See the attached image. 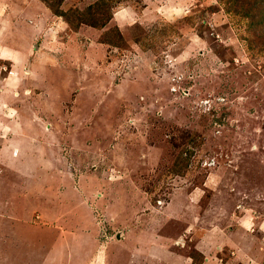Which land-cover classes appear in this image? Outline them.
<instances>
[{
    "label": "rangeland",
    "instance_id": "1",
    "mask_svg": "<svg viewBox=\"0 0 264 264\" xmlns=\"http://www.w3.org/2000/svg\"><path fill=\"white\" fill-rule=\"evenodd\" d=\"M261 15L0 0V264H264Z\"/></svg>",
    "mask_w": 264,
    "mask_h": 264
},
{
    "label": "crops",
    "instance_id": "2",
    "mask_svg": "<svg viewBox=\"0 0 264 264\" xmlns=\"http://www.w3.org/2000/svg\"><path fill=\"white\" fill-rule=\"evenodd\" d=\"M117 14V13H116ZM58 17H56L55 19H57ZM10 52V50H8L7 52H5L2 48L0 49V59H2V56H4V57H6V59H10L8 56H10V55H7L8 53ZM7 61V60H6ZM10 151V150H9ZM1 153V152H0ZM9 153V152H8ZM11 154H9V158L11 159ZM15 160V159H14ZM22 202V201H21ZM20 202V203H21ZM194 208H192V209H194V212H195V210L197 211V206L194 204V205H192ZM15 207H17L16 205H14L13 206V209H16ZM37 224V223H36ZM36 224H35V226L34 227H36ZM44 225V224H43Z\"/></svg>",
    "mask_w": 264,
    "mask_h": 264
},
{
    "label": "trees",
    "instance_id": "3",
    "mask_svg": "<svg viewBox=\"0 0 264 264\" xmlns=\"http://www.w3.org/2000/svg\"><path fill=\"white\" fill-rule=\"evenodd\" d=\"M257 11H261V4L260 5H257ZM54 14H56L57 16H60V17H63L64 16V14H62V13H58V12H56V13H54ZM264 18V15H261V17H260V19H259V22L258 23H260L261 21H262V19ZM91 27H96V26H94V25H90Z\"/></svg>",
    "mask_w": 264,
    "mask_h": 264
}]
</instances>
